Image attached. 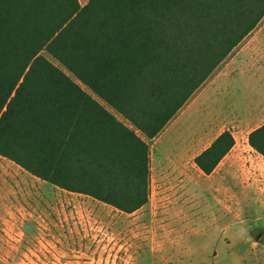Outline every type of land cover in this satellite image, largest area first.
<instances>
[{
    "label": "trees",
    "instance_id": "obj_1",
    "mask_svg": "<svg viewBox=\"0 0 264 264\" xmlns=\"http://www.w3.org/2000/svg\"><path fill=\"white\" fill-rule=\"evenodd\" d=\"M263 18L264 0H0V156L139 209L149 195L142 135H158ZM234 144L221 132L196 167L211 174ZM248 144L264 158V124Z\"/></svg>",
    "mask_w": 264,
    "mask_h": 264
},
{
    "label": "rangeland",
    "instance_id": "obj_2",
    "mask_svg": "<svg viewBox=\"0 0 264 264\" xmlns=\"http://www.w3.org/2000/svg\"><path fill=\"white\" fill-rule=\"evenodd\" d=\"M190 106L153 139L142 135L149 195L131 213L0 156V264H264V158L234 133L233 149L204 174L194 156L218 129L196 146L186 141Z\"/></svg>",
    "mask_w": 264,
    "mask_h": 264
},
{
    "label": "crops",
    "instance_id": "obj_3",
    "mask_svg": "<svg viewBox=\"0 0 264 264\" xmlns=\"http://www.w3.org/2000/svg\"><path fill=\"white\" fill-rule=\"evenodd\" d=\"M78 1L81 5L88 2ZM190 100L191 106L182 115L192 116L194 130L186 138L191 145L202 143L216 129L218 133L202 150L225 130L232 133L235 144L234 133L248 144L249 133L264 124V18Z\"/></svg>",
    "mask_w": 264,
    "mask_h": 264
},
{
    "label": "water",
    "instance_id": "obj_4",
    "mask_svg": "<svg viewBox=\"0 0 264 264\" xmlns=\"http://www.w3.org/2000/svg\"><path fill=\"white\" fill-rule=\"evenodd\" d=\"M260 237V235L257 236V239Z\"/></svg>",
    "mask_w": 264,
    "mask_h": 264
}]
</instances>
